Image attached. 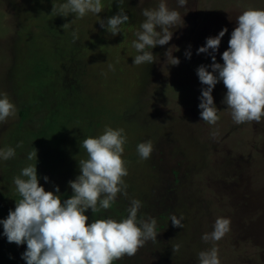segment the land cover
I'll list each match as a JSON object with an SVG mask.
<instances>
[{
    "label": "rangeland",
    "instance_id": "374dc122",
    "mask_svg": "<svg viewBox=\"0 0 264 264\" xmlns=\"http://www.w3.org/2000/svg\"><path fill=\"white\" fill-rule=\"evenodd\" d=\"M166 3L180 11L184 25L171 29L167 44L152 49V64L133 65L137 53L131 42L144 19L141 8H154L158 0L121 5L103 0L100 13L79 19L51 14L53 0H0V93L17 107L15 116L0 122V148H15L13 158L0 161V219L15 209L19 193L13 180L29 164L37 163L46 191L55 192L58 185L61 199L73 195L68 182L80 174L78 160L87 158L79 142L100 135L107 125L127 134L122 155L128 195L118 194L110 208L95 215L86 210V223L126 218L131 198H137L138 216L155 217L158 232L156 241L114 264H199L198 253L213 243L221 264H264V121L234 123L221 102L227 89L220 81L212 93L220 119L215 125L204 122L198 105L206 85L196 71L212 63L207 53L197 54L206 38L227 28L215 53L223 63L237 16L264 9V0H189L186 8L177 0ZM120 7L130 20L112 35L99 19L106 21ZM73 30L79 33L75 42ZM173 45L178 65L166 63L164 53ZM147 140L153 152L140 159L136 145ZM34 148L37 158L28 160ZM172 214L183 216L184 228L172 225ZM217 217L230 219V231L219 241H203ZM2 233L0 225V264H26L21 254L27 245L8 242Z\"/></svg>",
    "mask_w": 264,
    "mask_h": 264
},
{
    "label": "clouds",
    "instance_id": "9594fccd",
    "mask_svg": "<svg viewBox=\"0 0 264 264\" xmlns=\"http://www.w3.org/2000/svg\"><path fill=\"white\" fill-rule=\"evenodd\" d=\"M117 2L121 5L124 0ZM143 3L144 0H140V4ZM188 3L189 0H177L183 8ZM103 9V0H62L58 5L53 0L51 14L65 17L74 14L75 19H79L88 13L97 15ZM141 14L144 19L135 32L136 39L131 42L137 53L133 65L152 64L156 58L152 49L167 44L173 37L171 29L185 23L180 11L169 8L166 0H158L154 8H141ZM129 20L126 11L120 7L117 14L106 21L99 19V22L101 27L116 35L123 32L122 26ZM236 20L229 47L221 54L223 63L217 61L215 53L227 28L207 37L206 43L197 49V54L207 53L212 60L211 64H201L196 69L199 81L206 85L199 97V115L209 125H215L220 119V110L212 94L220 81L227 89L221 102L230 109L234 123L264 121V9H246ZM71 35L73 42L79 39L77 30H73ZM174 48L179 50L173 45L164 53L167 64L180 63L179 58L173 55ZM185 55L190 58L191 51H186ZM108 68L114 70L112 64H108ZM16 112L17 107L10 97L0 93V122L15 116ZM22 143L19 142L17 147ZM126 143L127 134L123 128L107 125L100 135L81 140L79 145L87 153V158L78 160L80 174L68 182L73 195L67 199H61L58 185L53 192L46 191L39 183L37 163L23 167L14 177L13 182L21 198L16 200L15 209H10L8 216L0 219V225L8 242L27 245L21 254L26 264H114L124 255H135L149 240H157V220L155 217L145 219L143 215L138 216L142 201L137 198H131L126 218L118 221L108 217L86 223L89 220L86 210L91 209L95 215L100 209L110 208L118 194L128 195L124 180L128 175L127 160L122 155ZM136 152L140 159L150 158L153 152L151 140L137 143ZM14 156L15 148H0V161ZM33 157L37 158L35 148L27 154L28 160ZM43 179L47 181L49 178L44 176ZM170 221L173 226L184 228L183 216L177 218L172 214ZM230 224L229 218L217 217L212 231L203 233L201 239L205 242L221 240L230 231ZM179 247L174 246L173 252ZM198 261L199 264H221L216 244L201 250Z\"/></svg>",
    "mask_w": 264,
    "mask_h": 264
},
{
    "label": "trees",
    "instance_id": "16d2710c",
    "mask_svg": "<svg viewBox=\"0 0 264 264\" xmlns=\"http://www.w3.org/2000/svg\"><path fill=\"white\" fill-rule=\"evenodd\" d=\"M20 198H21L20 195H17L16 200H19Z\"/></svg>",
    "mask_w": 264,
    "mask_h": 264
}]
</instances>
